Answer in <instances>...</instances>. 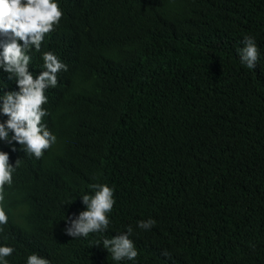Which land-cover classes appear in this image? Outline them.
<instances>
[{
  "label": "trees",
  "instance_id": "16d2710c",
  "mask_svg": "<svg viewBox=\"0 0 264 264\" xmlns=\"http://www.w3.org/2000/svg\"><path fill=\"white\" fill-rule=\"evenodd\" d=\"M57 3L59 24L29 53L33 78L44 52L67 65L43 105L56 142L36 158L0 141L20 160L4 188L8 264L33 253L50 264H264V0ZM245 37L259 49L253 69L240 61ZM8 91L18 88L0 69ZM97 183L114 192L108 229L68 236ZM129 226L138 256L114 261L102 241Z\"/></svg>",
  "mask_w": 264,
  "mask_h": 264
},
{
  "label": "clouds",
  "instance_id": "9594fccd",
  "mask_svg": "<svg viewBox=\"0 0 264 264\" xmlns=\"http://www.w3.org/2000/svg\"><path fill=\"white\" fill-rule=\"evenodd\" d=\"M62 16L57 0H0V34L8 38L7 41L0 42V69L8 74L9 80L15 81L18 88V91L0 95V114L7 117L0 122V141L9 144L15 141L24 145L25 151L36 158L42 157L44 151L56 142L55 135L42 122L47 115L43 105L48 102L46 90L57 85V74L62 70L67 71V65L53 53L44 52L43 70L33 78L29 71V53L33 50L40 51L45 36L54 30ZM243 45L239 50L240 61L253 69L259 58L256 41L245 37ZM12 151L16 149L13 147ZM19 166V159L13 166L9 163L8 153L0 151V226L8 223V215L3 206L4 188L5 185L11 186L13 173ZM90 187L93 194H86L81 198L86 206L85 210L79 212L74 219L66 221L64 231L73 238H86L90 233L106 231L110 225L108 214L115 204L113 189L101 183ZM154 224V220L148 219L138 222L137 227L149 230ZM132 231L129 226L125 232L102 241L103 248L111 253L114 261H132L138 256V251L129 238ZM14 251L11 246H0V264H8L7 257ZM162 255L167 257L168 253L164 252ZM26 264H50V261L33 253L27 256Z\"/></svg>",
  "mask_w": 264,
  "mask_h": 264
}]
</instances>
